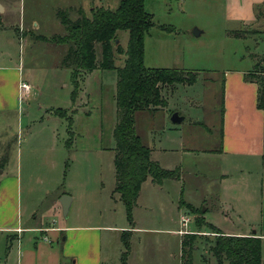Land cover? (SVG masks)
<instances>
[{"label":"rangeland","instance_id":"374dc122","mask_svg":"<svg viewBox=\"0 0 264 264\" xmlns=\"http://www.w3.org/2000/svg\"><path fill=\"white\" fill-rule=\"evenodd\" d=\"M56 1L11 0L6 12L0 6V64L24 66L22 79L32 85L10 114L15 122L8 124L5 117L0 122V162L11 146L7 164L12 155L18 160L24 205L61 224L101 226L104 264H185L182 240L188 230L198 229L197 218L205 221L206 215L212 223L202 226L214 234L197 233L192 264H219L212 251L215 231L233 225L205 211V199L211 203L224 191L216 181L224 163L211 151L222 142L224 71L250 72L264 56V3L257 23L248 25L228 19L225 0H145L155 22L146 35L145 65L182 68L198 78L193 84L161 85L167 105L134 113L136 132L153 147V158L164 168L179 170L181 177L161 186L145 180L131 220L115 191L118 70L95 69L81 75L76 88L72 67L63 63L68 45L51 39L64 30L56 19ZM106 3L113 9L119 0ZM236 31L246 35H235ZM128 39V31L120 30L118 43L124 49ZM115 57L121 67L127 55ZM61 108L65 115L59 114ZM175 112L184 117L182 122H173ZM246 169L233 173L230 180L246 187L245 180L256 176ZM64 194L74 199L67 214L53 206ZM184 213L190 218L187 226L181 222ZM239 221L238 227L253 231L248 220ZM134 225L140 228L132 230Z\"/></svg>","mask_w":264,"mask_h":264},{"label":"crops","instance_id":"0c3cea01","mask_svg":"<svg viewBox=\"0 0 264 264\" xmlns=\"http://www.w3.org/2000/svg\"><path fill=\"white\" fill-rule=\"evenodd\" d=\"M106 1L109 0H57L54 4L55 15L64 30L56 34L66 32L58 17V10H69L71 17L75 18L80 10L90 13L93 7L104 6ZM10 2L11 0H0L2 11L6 12ZM263 3L264 0H225L227 12L229 11L228 19L242 20L248 25L256 24L259 20L257 11ZM61 26L58 27L60 30L63 29ZM172 30L169 27V32ZM23 70L24 66L17 63L0 64V122L3 117L8 124L15 122L10 114L20 107L18 100ZM248 73L249 70L241 68L224 71L222 142L219 147L211 150L224 163L220 177L216 179L224 186V191L218 193L211 203L205 199L208 203L205 211H212L225 223L233 225L219 229L225 234H255L261 237L264 261V110L258 106L259 85L247 78ZM24 81L30 83L28 80ZM152 159L155 160L153 156ZM155 161L160 163L158 159ZM246 166V171H254L256 174L245 180L246 187L241 186V181L230 180L233 173ZM3 170L0 171V264H104L101 226L77 222L71 225L61 224L48 214L40 217L35 208H29L23 203V175L14 155ZM148 180L161 186L167 179L162 183H155L151 177ZM141 192L142 188L138 200ZM73 200L72 198L71 202ZM53 206L55 210L61 209V201H54ZM203 217L205 223H212L206 215ZM242 218L248 220L253 231H244L237 226ZM256 224L258 229L254 227ZM197 227L196 231H188L214 234L204 225ZM131 228L136 230L140 226L134 225ZM180 230L174 231L182 235ZM64 233L65 237H62Z\"/></svg>","mask_w":264,"mask_h":264},{"label":"trees","instance_id":"16d2710c","mask_svg":"<svg viewBox=\"0 0 264 264\" xmlns=\"http://www.w3.org/2000/svg\"><path fill=\"white\" fill-rule=\"evenodd\" d=\"M58 17L66 32L54 34L51 39L53 42L68 45L63 63L72 67L76 88L79 86L80 76L90 71L118 70V121L114 128L115 191L120 194L132 220V211L145 180L151 177L155 183H162L165 179L181 177L179 170L164 168L152 159L151 147L144 143L136 132L134 113L139 109L166 106L167 100L162 97L161 85L193 84L198 75L182 68H148L145 65L146 35L155 25L153 15L146 10L145 0H120L116 8L97 6L93 7L90 13L80 10L75 18L71 17L69 10L60 9ZM120 30L129 33L126 49L117 43ZM235 35L246 34L236 31ZM117 53L127 55L121 67L116 66ZM258 58L255 68L247 74V78L258 83V106L264 110V77L257 76L258 73L264 75V56ZM74 93L76 95L77 89ZM59 114L65 115L66 110L61 108ZM11 150L9 146L6 158L0 162V171L5 169ZM204 222L203 218H197L199 227ZM215 232L212 251L219 264H264L262 239L258 235H228L219 229ZM198 234L188 233L182 240L185 264H192L191 251ZM125 242L128 245L127 240Z\"/></svg>","mask_w":264,"mask_h":264},{"label":"water","instance_id":"95a60500","mask_svg":"<svg viewBox=\"0 0 264 264\" xmlns=\"http://www.w3.org/2000/svg\"><path fill=\"white\" fill-rule=\"evenodd\" d=\"M199 31H196V34L199 35ZM119 40H117V43H118ZM172 120L173 122H182L184 120V117L181 116L178 112H175L173 115H172ZM71 196L69 194H64L61 198V205H62V208H63V212L64 214H67L68 213V210H69V206H70V203H71Z\"/></svg>","mask_w":264,"mask_h":264},{"label":"built area","instance_id":"2783aa9c","mask_svg":"<svg viewBox=\"0 0 264 264\" xmlns=\"http://www.w3.org/2000/svg\"><path fill=\"white\" fill-rule=\"evenodd\" d=\"M31 84L28 83L27 81H21L20 83V94H19V99L23 100L24 94H28L31 90ZM190 221V218L186 215H183L181 218V222L184 226H187Z\"/></svg>","mask_w":264,"mask_h":264}]
</instances>
